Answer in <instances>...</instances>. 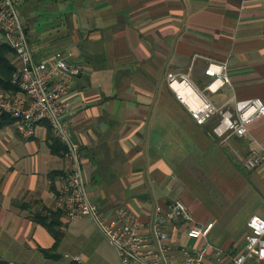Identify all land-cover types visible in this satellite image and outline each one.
I'll return each mask as SVG.
<instances>
[{
	"label": "crops",
	"instance_id": "crops-1",
	"mask_svg": "<svg viewBox=\"0 0 264 264\" xmlns=\"http://www.w3.org/2000/svg\"><path fill=\"white\" fill-rule=\"evenodd\" d=\"M20 10L34 56L60 51L80 70L65 117L88 199L102 211L125 205L141 216L180 199L196 223L213 227L194 240L176 223L171 255L181 244L209 245L225 255L206 264H232L248 220L264 217V160L252 169L244 163L253 150L264 153V116L245 136L219 137L218 116L197 124L166 74L188 72L203 90L209 61H226L230 84L204 94L231 110L234 97L264 102V0H22ZM54 137L44 122L30 138L13 122L0 126V233L28 241L40 264L75 255L80 264H119L92 219L64 211L55 257L41 251L56 240L34 216L55 210L70 166L66 152L52 149Z\"/></svg>",
	"mask_w": 264,
	"mask_h": 264
},
{
	"label": "built area",
	"instance_id": "built-area-1",
	"mask_svg": "<svg viewBox=\"0 0 264 264\" xmlns=\"http://www.w3.org/2000/svg\"><path fill=\"white\" fill-rule=\"evenodd\" d=\"M22 0H0V43L9 45L17 58L14 81L22 95L9 96L0 90V114L6 113L13 120L15 129L25 138L34 135L38 123L44 122L52 133L63 142L69 160V170L63 177L52 207L61 209L68 218L92 219L107 242L115 248L119 264H206L212 256L221 261L225 255L221 248L210 249L209 245L176 246V255H171L169 228L180 223L183 233L190 239L205 237L213 222L199 224L187 205L176 199L165 208L158 205L152 213L141 216L125 205H117L102 211L88 199L85 179L79 166V146L72 143L66 114L72 103L69 92L79 68L71 65L67 56L57 51L52 56L37 59L26 34V22L22 17ZM205 74L210 78L204 89L198 88L188 72H168L166 82L189 111L197 124H203L214 115L218 116L213 131L222 138L231 135L245 136L248 125L264 116V102L260 97L238 99L234 97V109L214 104L205 94L218 91L230 84L226 61H209ZM264 160V153L253 150L245 160L248 169L255 168ZM248 232L243 249L233 256L232 264H264V217L252 216L247 222ZM79 255L72 264H80ZM0 264H25L5 260Z\"/></svg>",
	"mask_w": 264,
	"mask_h": 264
},
{
	"label": "trees",
	"instance_id": "trees-1",
	"mask_svg": "<svg viewBox=\"0 0 264 264\" xmlns=\"http://www.w3.org/2000/svg\"><path fill=\"white\" fill-rule=\"evenodd\" d=\"M26 34L29 40L28 27H26ZM16 70H17V58L14 53V50L9 45L5 43H0V90H3L4 92H6V94L15 95L21 91L19 85L14 81V74ZM9 122L12 123L13 120L8 114L6 113L0 114V126ZM52 149L55 152H58L59 149L60 150L62 149L64 152H66L67 147L63 142H61V140L58 137H54ZM61 212H63V210L61 209L58 210L47 209L45 212L42 211L37 212L34 216V219L36 221L44 225L54 235L56 241L50 249L40 248L45 255H48L52 258L55 257V255H52L51 252H53V250L57 247L58 242L60 240V234L56 230V227L59 224L57 218Z\"/></svg>",
	"mask_w": 264,
	"mask_h": 264
},
{
	"label": "rangeland",
	"instance_id": "rangeland-1",
	"mask_svg": "<svg viewBox=\"0 0 264 264\" xmlns=\"http://www.w3.org/2000/svg\"><path fill=\"white\" fill-rule=\"evenodd\" d=\"M25 241L19 240V238H16V235L10 236L0 233V249L9 257V260L25 264H29L28 261L30 260L31 262L32 260L36 264H40L36 258H40L41 253L36 248H33L28 241ZM42 264H72V262L71 258L62 256L58 260L48 259L42 262Z\"/></svg>",
	"mask_w": 264,
	"mask_h": 264
}]
</instances>
